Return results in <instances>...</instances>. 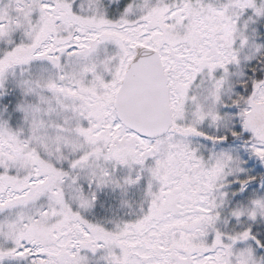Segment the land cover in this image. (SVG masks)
Segmentation results:
<instances>
[{
    "label": "snow or ice",
    "instance_id": "6c2138e0",
    "mask_svg": "<svg viewBox=\"0 0 264 264\" xmlns=\"http://www.w3.org/2000/svg\"><path fill=\"white\" fill-rule=\"evenodd\" d=\"M0 264H264V0H0Z\"/></svg>",
    "mask_w": 264,
    "mask_h": 264
}]
</instances>
